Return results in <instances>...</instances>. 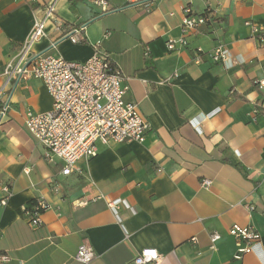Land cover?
Segmentation results:
<instances>
[{"label": "crops", "instance_id": "0c3cea01", "mask_svg": "<svg viewBox=\"0 0 264 264\" xmlns=\"http://www.w3.org/2000/svg\"><path fill=\"white\" fill-rule=\"evenodd\" d=\"M49 1L0 0V87ZM96 1L57 0L32 50L54 43L76 61L109 54L150 128L143 142H95L96 155L64 175L24 124L27 109H51V96L39 79H11L0 94V199L4 185L10 191L0 204V264H82L74 258L82 243L95 253L87 264H133L144 248L158 251L159 264H264V89L254 85L264 79V46L252 32L264 33V0ZM186 7L211 18L168 50ZM82 23L84 42L63 39ZM218 45L231 53L227 69L211 57ZM39 197L50 207L33 225L24 208ZM115 199L116 210L107 205ZM232 225L259 233L241 258Z\"/></svg>", "mask_w": 264, "mask_h": 264}, {"label": "built area", "instance_id": "2783aa9c", "mask_svg": "<svg viewBox=\"0 0 264 264\" xmlns=\"http://www.w3.org/2000/svg\"><path fill=\"white\" fill-rule=\"evenodd\" d=\"M57 0H50L41 19H35L27 39L21 44L18 52L4 67L5 77L1 90L11 79L18 83L30 78L39 79L52 98V107L46 112H34L27 109L24 113V124L31 135L46 149L45 158L53 161V156L61 159L62 174L68 175L79 170L76 165L81 159H89L96 155L95 142L105 145L126 141L143 142L150 126L140 114L137 105L125 99L128 90L126 77L114 65L109 54L94 50L84 61L67 60L55 53V44L41 52H34L33 45L44 35V22L55 18L54 10ZM146 0H128V4L141 5ZM104 5V0H97ZM210 12L193 14L187 7L183 9L181 20V35L177 39H168L166 47L174 50L187 45V36L200 25L210 20ZM56 27H58V23ZM245 25H250L245 21ZM85 23L70 27L63 39L72 43L85 41ZM252 32L260 46H264V33L252 27ZM201 52V49H197ZM214 61L220 62L226 69L230 67L231 53L222 45L211 52ZM176 75V74H174ZM258 91L264 89V79L254 80ZM8 107V102L2 107L1 114ZM211 112L210 114H214ZM201 185L209 188L211 180L204 179ZM57 188H55L56 190ZM5 195L0 199L4 205L10 194L7 185L3 186ZM102 196L99 195L98 198ZM120 199L108 202V206L117 209ZM50 205L41 197L36 198L30 208H24L28 222L40 224V215ZM252 207H250L251 209ZM120 221V215L116 214ZM228 233L236 239L235 258H241L251 250V244L259 240L255 227L232 225ZM220 238V233L210 234V248ZM191 240L196 241L195 237ZM95 256L92 247L87 243L78 246L74 258L82 264L89 263ZM0 255V260L5 259ZM162 256L155 248H144L133 258V264H159Z\"/></svg>", "mask_w": 264, "mask_h": 264}, {"label": "trees", "instance_id": "16d2710c", "mask_svg": "<svg viewBox=\"0 0 264 264\" xmlns=\"http://www.w3.org/2000/svg\"><path fill=\"white\" fill-rule=\"evenodd\" d=\"M205 14V12L203 13ZM35 199L30 203V206L28 208H30L32 206V204L34 203Z\"/></svg>", "mask_w": 264, "mask_h": 264}]
</instances>
